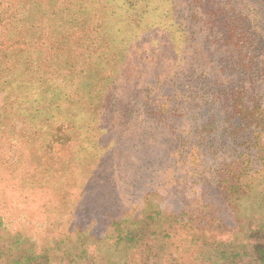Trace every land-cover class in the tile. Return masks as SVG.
<instances>
[{"label": "rangeland", "instance_id": "374dc122", "mask_svg": "<svg viewBox=\"0 0 264 264\" xmlns=\"http://www.w3.org/2000/svg\"><path fill=\"white\" fill-rule=\"evenodd\" d=\"M154 1L173 11L172 47L182 50L180 44L190 48L206 43V37L215 40L216 27L226 36L225 25L231 24L248 30L264 46V0ZM31 9L29 19L40 13L38 4ZM190 13L195 15L191 21ZM187 33L193 38L183 40ZM124 48L115 47L114 59L105 56L113 67L109 75H102V56L91 69H80L75 78L79 83L69 95L56 85L29 87L21 80L22 58L18 71L10 59L0 63V76L10 69L9 89L18 96L0 117V264H256L259 259L264 264V168L241 177L244 188L239 192L225 193L234 184L232 170L238 173L240 167L225 166L231 161L222 151L238 137L264 140V128L247 121L237 125L240 118L229 116L231 110L224 115L217 111L218 103L211 100L216 90L209 76L200 74V65L193 72L167 68L159 62L158 48L147 59L138 57L134 46ZM259 50L257 54H264V48ZM205 66L212 71L223 64L210 61ZM224 89L228 92L227 85ZM107 93L131 108L135 105L130 124L103 109L101 99ZM262 93L257 108L264 119V78ZM46 97L57 98L64 126L57 164L43 156L52 123L25 134L13 128L19 118L11 120L22 115L43 125L45 116L38 110L48 106ZM145 105L146 119L139 113ZM161 106L170 119L156 116ZM128 142L137 148L132 156L139 169L121 168L116 174L120 186L110 192L101 189V176L112 172L109 159L125 154ZM209 169L218 182H194L193 175L203 170L207 175ZM185 171L194 185L182 188L176 178ZM101 192L104 197L96 195ZM184 204L186 220L173 223ZM132 228L134 245L111 240Z\"/></svg>", "mask_w": 264, "mask_h": 264}, {"label": "trees", "instance_id": "16d2710c", "mask_svg": "<svg viewBox=\"0 0 264 264\" xmlns=\"http://www.w3.org/2000/svg\"><path fill=\"white\" fill-rule=\"evenodd\" d=\"M34 4H38L40 13H36L32 19H29L31 7ZM171 13L173 11L170 8L161 9L156 6L154 0H0V63L10 59L12 68L18 71V60L22 58L25 68L23 67L24 73L21 80L29 87L45 90L49 85H56L64 90L66 95H69L76 82L79 83L75 79L78 71L88 70L95 66L99 63L97 62L98 56L104 58L105 67L102 75H109L113 71V67L106 63L105 56H112L110 59H114L117 55L115 47H125L123 50L126 51L127 46H134L138 49V57L142 55L141 57H146L145 59L151 58V54L159 50L163 58L159 62L167 68L187 67V71L190 72L196 65L203 67L200 74L209 76V83L213 85L212 89L216 90L212 92L211 100L215 104L218 103L217 111L222 109L224 115L231 110L228 113L229 116L240 118L237 125L247 121L249 125L264 128L262 109L257 108L258 100L263 96L262 81L264 78V54L257 53L260 52L259 48L263 49L264 46L253 38L248 30L231 24L225 25L226 36H221V31L215 28V38H219L220 42L206 37V43L197 42L196 46L191 44L190 48L180 44L182 48L180 50L178 46L172 47L168 41V36L172 31L171 25L174 24L172 20V23H169ZM194 16L190 13V21ZM209 19H212V15ZM15 22L19 24L18 30H16ZM21 29L24 30L21 31ZM9 34L12 35L11 39L8 38ZM89 34L92 35L91 39ZM191 38L193 37L187 33L183 40ZM10 40L14 42L9 46ZM212 57L213 61L223 66L209 70L205 65H209L210 61L213 62ZM159 65L156 64L155 67ZM9 75L10 69H7L0 76L1 83L4 84L0 89L1 102L4 104L0 103V117L7 107L13 105L18 99V96L9 89V86L13 85L8 79ZM226 85L228 92L225 93ZM44 100H47L46 105L48 106L44 109L45 104H42V108L38 110L45 116L43 125L38 124V126L26 117H20L22 115H17L11 120L16 121L19 118L13 128L25 134L32 129H43L45 125L52 123L53 127L47 133L49 135L48 146L43 147L45 152L43 156L47 159L51 157L57 164L61 157L57 145H59L58 142L64 130V126L59 123L58 107L60 104H57V98L46 97ZM101 103L103 109L115 118L119 120L128 118L126 125L131 123L130 118H136L135 105L131 108L128 102H122L114 94H105ZM163 107H159L160 109L155 113L156 116L170 119ZM147 108L145 105L139 111L144 115V119L147 118ZM116 137L118 136L114 131V138ZM67 140L70 139L67 138ZM234 140L237 141L234 142ZM130 142L124 148L125 154L116 153L109 159L107 167L112 172L105 174L102 171L104 175L98 183L101 189L107 188L110 192L120 186V179L116 174L119 175L121 168L125 171L132 170V168L135 171L139 169L138 165H134L132 156L137 148ZM222 149L226 154L225 158L231 161L224 163L225 166L230 167L237 163V168L240 167L238 173L236 169L231 172L235 176L234 184L225 187V193L234 194L244 188L240 181L241 177L247 176L249 171L256 175L261 168H264V140H258L256 136L238 137L224 144ZM2 159H5V156ZM210 169L206 172L207 175L205 170L193 175L197 178L194 182L199 183V180L203 179L209 182L210 178L218 182L214 172ZM190 176L185 171L176 180L182 188L193 186ZM137 178L140 180L141 176ZM96 195L105 196L102 192ZM184 215L188 216L185 204L174 213L173 223L177 224L186 220L187 217L182 219ZM133 232L134 228L128 230L127 233L117 234V239L111 238V240L134 245V239H136L134 234L136 233ZM259 262L260 259L256 264Z\"/></svg>", "mask_w": 264, "mask_h": 264}]
</instances>
